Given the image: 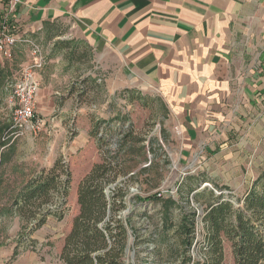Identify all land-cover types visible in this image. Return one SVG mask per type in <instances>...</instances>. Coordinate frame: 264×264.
<instances>
[{
	"label": "crops",
	"instance_id": "0c3cea01",
	"mask_svg": "<svg viewBox=\"0 0 264 264\" xmlns=\"http://www.w3.org/2000/svg\"><path fill=\"white\" fill-rule=\"evenodd\" d=\"M11 4L0 0V23L7 18L17 38V63L0 60L11 72L9 90L0 99L6 100L10 82L36 58L28 59L29 39L45 33L59 43L56 27L62 25L65 37L91 48L94 69L107 73L111 92L139 88L160 97L169 125L182 132L187 146H241L255 138L254 129H264V0H18L9 11ZM58 49L36 71L41 90L35 103L45 119L43 132L19 138L4 150L0 237L16 234L25 221L15 198L35 174L63 157L78 206L81 179L101 161L84 154L92 141L95 146L90 131L98 118L93 112L97 103L79 99L83 80L76 79L77 65L66 61L64 48ZM2 110L0 105V115ZM238 156L234 152L230 159ZM35 232L31 239L39 242Z\"/></svg>",
	"mask_w": 264,
	"mask_h": 264
},
{
	"label": "rangeland",
	"instance_id": "374dc122",
	"mask_svg": "<svg viewBox=\"0 0 264 264\" xmlns=\"http://www.w3.org/2000/svg\"><path fill=\"white\" fill-rule=\"evenodd\" d=\"M56 29L59 34L57 41L64 43H55L56 41L50 39L45 33L36 38H30L31 57L28 59L35 57L32 55L33 44L39 45L42 56L46 59L55 48L58 47L60 50L64 48L62 51L66 61L77 65L74 68L78 74L76 79L86 80L79 90V99L86 103L96 102L97 106L93 112L101 120L125 116L132 123V133L127 143L128 152L124 153L120 159L122 165L118 170V180L110 183L107 188L108 194L116 193L119 188L123 189L126 194V206L120 209V214L126 218L132 213L133 224L139 228L137 238L130 232L128 239L130 246L124 256L125 264H207L208 260H212V255L208 254L209 246L204 232L195 234L194 242L189 249L182 246L174 232H171L172 235L167 239L163 238L160 235L163 225H161L159 204L146 200V197L153 194L159 196L174 194L183 210L190 211L194 205L207 209L208 195L196 201L190 194V200L187 201L181 193L183 190L179 183L184 182L187 176L191 175L201 179L208 177L211 180V182L203 181L201 186L204 183H210L218 191L224 186L228 187L225 189L228 192L227 196H231L236 201L264 171V129H254L255 138L242 143L241 146L235 144L229 145L228 148L220 144L213 150L205 145L187 146L182 132L169 125L160 97L139 88H122L111 92L105 80L107 73H100L94 69L95 59L91 48L85 42H75L65 37L66 29L62 25ZM0 60L5 64L17 63L16 59ZM87 72L89 74H86ZM81 75L83 76L80 78ZM10 95L8 93L6 100L4 97L0 104L3 107L1 115L5 119L12 117ZM36 114L43 120L45 126V119L37 110ZM44 126L37 135L43 132ZM93 140L95 146L92 141L84 154L90 160L95 156L102 159L95 138ZM224 148L230 152H225ZM234 152H238L239 156L232 161L230 158ZM84 165L87 166V164ZM228 172L233 173L232 178L223 176ZM226 180L229 185L226 184ZM204 187L213 191L209 186ZM69 196L68 212L63 220L49 218L42 229L35 232L34 238H37L39 242L35 241L32 244L29 235H25L26 238L21 240L22 233L28 230L26 221L20 223L16 234L2 235L0 264H65L60 258V253L64 247V239L72 228V219L78 214L79 208L71 193ZM114 213H116L115 210ZM181 213L182 209L175 210V224L181 217ZM16 252L17 255L14 257ZM224 254L222 264H236L229 240L224 241Z\"/></svg>",
	"mask_w": 264,
	"mask_h": 264
},
{
	"label": "trees",
	"instance_id": "16d2710c",
	"mask_svg": "<svg viewBox=\"0 0 264 264\" xmlns=\"http://www.w3.org/2000/svg\"><path fill=\"white\" fill-rule=\"evenodd\" d=\"M10 77L11 72L7 71L6 66H0L1 95H5L9 90ZM123 121L130 122L129 130L118 143L116 150L107 148L114 134L113 125ZM102 127L106 132L104 135L99 133ZM131 129L132 123L125 116L108 120L95 119L90 133L96 140L102 159L95 163L92 170L79 183L77 192L79 213L72 221V228L64 239V247L60 253V258L65 264H125L124 256L130 246L128 241L130 232L137 238L139 228L133 224L132 213L126 218L120 214V209L126 206V194L123 189L119 188L116 193L109 194L106 190L110 183L118 180V170L122 165L120 159L128 152L127 143L132 133ZM12 131V117L10 122H7V119L0 115V167L4 162V150L14 143H10L8 139ZM203 181L211 182L208 177L201 179L188 175L187 180L181 183L183 190L181 193L187 201L190 200V194L196 201H200L205 195L209 196L204 216L206 223L204 237L212 260H208L207 264H222L225 240L232 244L236 264H263L264 171L253 181L247 193L236 199L237 204L230 200L231 196L228 198L225 194L216 195L208 188L198 191ZM71 183L70 167L62 157L52 168L35 174L21 188L14 203L23 215L28 229L22 233L21 240L26 238L25 235H29L30 242L35 243L31 235L46 223L49 215H55L59 220H63L68 210ZM146 200L159 204L163 225L160 235L167 239L172 235L170 233L174 232L182 246L189 249L195 237L194 208L190 211L183 210L174 197L158 194L147 196ZM177 209H182V213L175 224L174 215ZM16 255L17 252L14 257Z\"/></svg>",
	"mask_w": 264,
	"mask_h": 264
},
{
	"label": "built area",
	"instance_id": "2783aa9c",
	"mask_svg": "<svg viewBox=\"0 0 264 264\" xmlns=\"http://www.w3.org/2000/svg\"><path fill=\"white\" fill-rule=\"evenodd\" d=\"M18 0H12V4L9 6V11H12ZM17 43V38L13 34L11 27L7 23V18L2 19L0 23V55L6 60H12L14 56V47ZM32 55L36 58L29 61L24 65L17 73V75L10 82V102L12 104V129L13 131L8 135L10 143L15 142L17 139L25 137L29 134L37 135L38 132L44 126V122L36 114V98L41 90L40 81L36 77V71L41 69L44 65L45 57L42 56V50L37 44H33ZM130 122H117L113 125L114 134L109 141L108 147L112 150H116L118 143L124 138V135L130 128ZM100 135L106 134L104 128L100 129ZM182 181L179 183V185ZM208 186L217 195L225 194L228 192L225 189H215L210 183H204L200 189L204 186ZM178 190V188H177ZM108 193V190H107ZM165 196V195H164ZM165 197H174L175 195H167ZM228 198L230 196H227ZM235 204V199L230 198ZM194 205V203H193ZM196 211L195 219V231L194 234L198 235L200 231L206 232V223L204 216L206 209L199 208L196 205L193 206Z\"/></svg>",
	"mask_w": 264,
	"mask_h": 264
},
{
	"label": "water",
	"instance_id": "95a60500",
	"mask_svg": "<svg viewBox=\"0 0 264 264\" xmlns=\"http://www.w3.org/2000/svg\"><path fill=\"white\" fill-rule=\"evenodd\" d=\"M206 186H208V184Z\"/></svg>",
	"mask_w": 264,
	"mask_h": 264
}]
</instances>
